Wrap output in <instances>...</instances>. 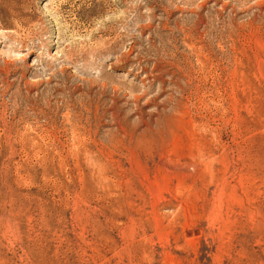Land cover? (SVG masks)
Listing matches in <instances>:
<instances>
[{
	"label": "rangeland",
	"instance_id": "obj_1",
	"mask_svg": "<svg viewBox=\"0 0 264 264\" xmlns=\"http://www.w3.org/2000/svg\"><path fill=\"white\" fill-rule=\"evenodd\" d=\"M0 264H264V0H0Z\"/></svg>",
	"mask_w": 264,
	"mask_h": 264
}]
</instances>
